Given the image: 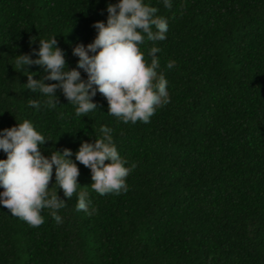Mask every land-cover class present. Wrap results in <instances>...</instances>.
I'll list each match as a JSON object with an SVG mask.
<instances>
[{"label": "trees", "instance_id": "obj_1", "mask_svg": "<svg viewBox=\"0 0 264 264\" xmlns=\"http://www.w3.org/2000/svg\"><path fill=\"white\" fill-rule=\"evenodd\" d=\"M116 2L0 0V129L31 121L50 139L40 149L50 156L75 153L107 125L120 155L136 165L126 193L101 196L73 155L80 185L70 200L57 189L67 202L60 224L44 209V223L32 227L0 205V264H264V0H172L170 9L150 0L168 20L167 38L155 46L171 98L150 123L109 115L99 92L88 116L77 117L59 89L57 106H44L16 55L56 36L76 67L73 48L93 41L94 22L106 23L107 4ZM152 46H139L148 62ZM25 67L35 79L46 75ZM54 182L55 168L49 187ZM80 190L92 215L76 211Z\"/></svg>", "mask_w": 264, "mask_h": 264}, {"label": "clouds", "instance_id": "obj_2", "mask_svg": "<svg viewBox=\"0 0 264 264\" xmlns=\"http://www.w3.org/2000/svg\"><path fill=\"white\" fill-rule=\"evenodd\" d=\"M165 8L172 7V0H162ZM159 9L146 0H117L107 4V21H95L96 36L86 46L78 43L73 55L78 57L77 66L69 68L56 36L39 39L32 54L16 55L15 64L25 71L27 89L44 97L43 104L49 109L57 106V89L75 107L77 117L88 116L97 110L93 98L97 92L108 102V114L123 123L137 121L150 123L157 109L170 102L168 80L160 68L155 46L167 38L169 30L166 17L158 15ZM152 42L150 62L146 61L140 45ZM33 56L35 58H33ZM43 67L46 75L34 78L25 66ZM175 67L169 60L167 68ZM86 73V79L81 76ZM45 81H54L46 83ZM29 107L39 109L40 100H30ZM100 137L93 142L82 140L78 150L70 148L52 150L50 156L41 152L47 139L27 119L12 127L0 129V151L6 158L0 159V205L15 217L32 227L44 223L42 212L48 209L52 219L63 222L59 210L66 206L57 189L70 200L77 193L79 168L75 160L91 170V187L99 195H120L128 191L127 177L136 167L130 166L113 141L112 129L101 125ZM106 161H108L106 163ZM55 168V182L49 187ZM55 185L56 190L52 191ZM85 190L78 192L76 211L92 215L96 209Z\"/></svg>", "mask_w": 264, "mask_h": 264}]
</instances>
